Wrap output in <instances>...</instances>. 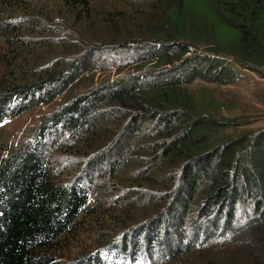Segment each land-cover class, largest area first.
<instances>
[{
	"label": "trees",
	"instance_id": "16d2710c",
	"mask_svg": "<svg viewBox=\"0 0 264 264\" xmlns=\"http://www.w3.org/2000/svg\"><path fill=\"white\" fill-rule=\"evenodd\" d=\"M32 3L0 0V42L20 64L0 76V123L57 95L61 104L0 156V264H264V126L212 114L203 101L221 104L208 87L190 89L231 84L242 68L264 73V0H111L101 12L93 0H58L56 17ZM56 20L75 38H54ZM84 22L90 34L77 32ZM105 30L118 47L101 43ZM82 46L121 53L116 74L128 71L95 83ZM65 130L75 145L55 152L66 167L78 162L64 177L46 141ZM106 158L99 197L116 190L109 227H128L62 260L94 212L90 184L74 178Z\"/></svg>",
	"mask_w": 264,
	"mask_h": 264
},
{
	"label": "rangeland",
	"instance_id": "374dc122",
	"mask_svg": "<svg viewBox=\"0 0 264 264\" xmlns=\"http://www.w3.org/2000/svg\"><path fill=\"white\" fill-rule=\"evenodd\" d=\"M37 1H44V0H33L34 5H36L37 8L44 7L43 2L39 3ZM58 0H48L49 4H46L41 11L46 12L47 10H50L53 17H56L57 9H59V5L57 3ZM111 0H93V9H96L97 12H101L102 10L106 9L107 5L109 4ZM31 2V1H30ZM88 23L84 22L82 23L81 29L77 32L83 33V34H90L87 32V26ZM52 29L54 31L52 32V35L54 38L62 39L65 43H68L69 40H64L66 37L68 38H75L69 30H65L61 27L59 24V21L56 20L55 24H52ZM42 34H49L47 32H44ZM98 38L102 39L104 38L101 43H104V41H107L104 43L106 48L113 49L115 47H118L119 45L109 42L111 39H114L116 35L111 31H98L95 33ZM91 36V35H90ZM118 38V37H117ZM132 38H135L132 36ZM32 39V38H31ZM41 39V38H40ZM61 45L60 49L55 52L56 55L60 53L61 51ZM34 49H36V52L43 53V51L46 49L45 46L40 44H34ZM62 49H66L62 48ZM52 48L50 49V51ZM81 50L83 51L82 54H80V58L88 57L92 55L91 63L94 66L93 72H94V82L100 83L106 79H112L116 77L118 74L127 72L126 68H123L120 73L116 74V69L119 66H124L125 63L123 60L124 57H121V53H102V52H96L95 49H85L84 46L81 47ZM74 53V56L76 53ZM8 52V50L5 48V45H3L0 42V76H3L6 74L7 70H19V61H15L13 56H11ZM68 56H73V54H68ZM126 59V58H124ZM229 60V59H228ZM24 61V60H22ZM231 61V60H229ZM27 62V61H26ZM124 63V64H123ZM104 64L109 65L110 69L106 68ZM150 63L146 64V66L142 69V71L147 70L151 67L149 65ZM6 67L8 69L6 70ZM243 74L239 72L238 79L231 83V84H216V85H204L203 83L196 82L192 83L190 85V89L195 94H199L201 90L198 88L200 86H207L209 94L207 95L209 100L217 99L218 102L221 104L219 105L216 101L208 102L203 101L205 108H207L208 111H210L212 114H215L219 117L225 116V117H231V116H243L244 119L247 121V124L244 125L245 128L247 127H262L264 126V73L250 70L248 68H242ZM20 75H15L14 77L6 80L7 82H11L12 80H19ZM61 104V97L58 98L55 97L50 103L41 102L36 106H33L30 110L27 111H17V110H9L8 116L0 123V156L5 155L8 148H13L20 142L19 140L27 136L29 132H32L36 125L41 121L42 118H44L46 115H48L49 112H51L53 109H56ZM224 104V105H223ZM223 105V106H222ZM249 122V123H248ZM63 129V128H61ZM119 135V133H116V135ZM59 133H55L54 136L58 137ZM53 136V137H54ZM63 139L56 140L55 138H51L48 141H46V148H48L49 151H56L61 150V144H73V140L70 139V135L68 131L65 130L63 132ZM75 144H73L74 146ZM122 145V144H120ZM116 149L114 150V152ZM46 151V153H48ZM86 158V157H85ZM84 158V159H85ZM51 161L53 164L57 165V168H62V173L65 169H68L65 174H69L74 168H77L76 162L78 160H74V163L71 167H66L67 164V158L66 155L63 152L57 153L55 152V155H52ZM81 162V164H83ZM95 169L89 168L87 171L83 173H78V175L75 176L74 180L77 179L81 180V182L84 183V185H89V192L92 196H95L93 199L92 208L94 209L93 216L91 218H84L82 222L85 223V226L83 228H77L76 232L73 233L72 236H70L69 240L65 241L66 247L62 251V260H68L72 257H75L77 255L82 254L85 251H88L90 249H94L96 243L100 240H102L105 237L104 232L102 230L104 229H110L114 230L119 235L122 231L125 230L127 226H121V227H115L110 226L112 220L108 219V213L111 208H115L113 204V200L115 199V191L112 189L113 192H108L107 190L102 191V195L99 197V187L100 184L105 183L109 179L105 180L103 177L106 175L107 170H109V158L103 159L102 161L94 162ZM89 165L88 163L83 167V171L85 168ZM132 166V165H131ZM107 185L109 183H106ZM121 191V190H119ZM118 191V192H119ZM102 204V208H99ZM95 210L97 213L95 214ZM135 214V215H134ZM131 215L136 216V213H131ZM112 216H116L119 218H124L122 215L119 216V212H113ZM138 216V215H137ZM139 219L138 217H136ZM140 220V219H139ZM118 221V220H117ZM139 222V221H138ZM145 222V221H144ZM143 223V222H142ZM141 224V223H139ZM121 225V224H120ZM136 225L135 227H137ZM115 227V228H114ZM207 227V226H206ZM151 228H148V231H150ZM189 228L184 229V232L181 234L183 237V240H186L189 238ZM120 231V232H118ZM102 233L101 235H98ZM113 233V234H114ZM156 233V231H154ZM216 234H213L212 236H215ZM142 236H139L137 239L140 242L139 245V252H142ZM149 240V239H148ZM171 243L177 244L176 237H172ZM157 251V250H156ZM154 256L156 258L158 257V252H154ZM143 260V259H140ZM137 261V264H144L141 261Z\"/></svg>",
	"mask_w": 264,
	"mask_h": 264
}]
</instances>
